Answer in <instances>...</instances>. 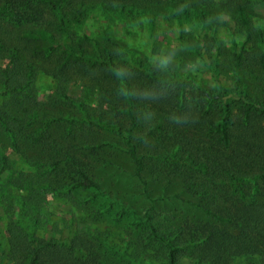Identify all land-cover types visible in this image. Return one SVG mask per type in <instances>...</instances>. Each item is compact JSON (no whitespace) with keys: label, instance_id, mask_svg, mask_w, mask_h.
Returning a JSON list of instances; mask_svg holds the SVG:
<instances>
[{"label":"trees","instance_id":"16d2710c","mask_svg":"<svg viewBox=\"0 0 264 264\" xmlns=\"http://www.w3.org/2000/svg\"><path fill=\"white\" fill-rule=\"evenodd\" d=\"M163 1L0 0V126L23 159L31 142L52 149L46 164L31 159L29 169L10 171V158L3 160L0 215L7 223L0 228V264H264V69L253 54H242L238 68L258 88L224 93L145 60L120 64L100 40L71 35L85 10H134ZM42 75L54 84L55 95L45 100L35 85ZM77 85L85 90L78 102L67 93ZM124 105L131 117L137 108L160 116L162 135L155 133L162 144L139 142L133 125H113L111 112ZM108 130L122 139L139 173L157 162L156 175L167 186L191 192L234 230L208 222L162 232L150 218L138 236L118 245L103 237L107 231L82 229L73 220L50 225L41 208L46 187L60 197L87 191L80 212L88 215L97 195L108 199L75 154L91 149L99 155L110 142L104 137L94 144L92 137Z\"/></svg>","mask_w":264,"mask_h":264},{"label":"rangeland","instance_id":"374dc122","mask_svg":"<svg viewBox=\"0 0 264 264\" xmlns=\"http://www.w3.org/2000/svg\"><path fill=\"white\" fill-rule=\"evenodd\" d=\"M83 14L87 15L73 25L71 35L77 38L88 35L100 40L120 56V64L129 62L135 66L145 60L161 70L189 77L215 92L225 93L239 86L251 93L259 86L258 81L238 66L243 64L241 56L246 52L243 56L253 54L255 65L264 69V0H238L237 3L236 0H164L158 6L136 4L134 10L96 6ZM35 85L42 100L55 95L50 77L39 76ZM67 93L77 102L85 96L80 85L71 86ZM127 106L124 105V111L114 109L111 112L109 118L113 125L120 128L133 125L139 142L162 144L158 138L162 135L158 132L162 129L160 116L137 108L134 110L137 116L133 119L127 114L129 109L125 111ZM99 134L92 137L97 138L94 144L104 137L110 142L99 150V155L91 149L75 154L90 165L89 169L104 186L108 199L97 195L89 206L92 213L88 215L80 212V207L88 200L87 191L60 197L46 187L41 208L50 225L60 223L62 219L73 220L74 225L82 229L90 226L93 230L107 231L109 235L103 233V237L118 245H126L128 238L138 236L142 231L140 227L150 218L154 227L162 232L208 222L234 230L203 210L200 199L191 192L167 186L166 181L156 175L157 162L150 163L139 173L122 139L110 130ZM31 143L26 145L27 156L23 159L0 126V169L7 157L11 161L10 171L25 166L29 169L31 159L46 164L52 155L51 147ZM4 169L0 170L2 176L7 174L3 173ZM49 170L44 167V172ZM98 203L102 208L97 207ZM29 211L26 222L32 217ZM72 216H76L75 219ZM6 223L0 215L2 230ZM155 264L160 263L156 261Z\"/></svg>","mask_w":264,"mask_h":264}]
</instances>
